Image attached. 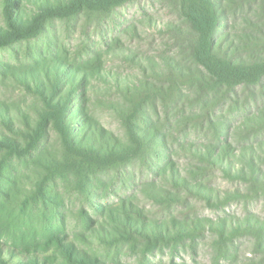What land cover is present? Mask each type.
Wrapping results in <instances>:
<instances>
[{"label": "rangeland", "instance_id": "obj_1", "mask_svg": "<svg viewBox=\"0 0 264 264\" xmlns=\"http://www.w3.org/2000/svg\"><path fill=\"white\" fill-rule=\"evenodd\" d=\"M66 1L12 0L10 12L29 26ZM210 1L224 11L215 46L247 59L257 3ZM107 5L0 47V142L12 144L0 148V259L264 264V80L226 90L195 79L181 0Z\"/></svg>", "mask_w": 264, "mask_h": 264}, {"label": "trees", "instance_id": "obj_2", "mask_svg": "<svg viewBox=\"0 0 264 264\" xmlns=\"http://www.w3.org/2000/svg\"><path fill=\"white\" fill-rule=\"evenodd\" d=\"M128 0H68L64 3L57 5H45L38 9V11L32 16L29 26L23 25L24 23L16 21L10 12V5L12 0H5L4 14L6 19L7 29L0 31V47L6 46L9 42L15 39L21 38V33L28 34L29 31H35L45 26L47 22L56 17H66L70 15L73 10L81 7H88L91 5L102 4H123ZM184 4L183 17L186 20L190 28V32L186 35L184 33H176L177 36L183 35L181 42L185 44L189 56L201 67L203 71L196 70L195 79H209L212 83L218 85L220 88L226 90H233L239 85H259L264 80V0H245V2L257 3V9H255L256 15L259 19H262L260 24V35L250 34L248 38L251 40L245 41L247 46H250V53L247 59L238 58L233 59L236 56L235 53H229L222 51L221 48H217L216 43L213 42L214 34L217 32L219 22L224 18V11L221 13L214 9L213 3L210 0H181ZM241 45V43H240ZM239 45V46H240ZM255 50V51H253ZM229 53L233 57H227ZM205 72V74H204ZM202 85L201 82H199ZM57 113L60 122L58 125L60 133L66 139L65 132L66 127L63 126L61 120L64 113L59 107H57ZM65 111V109L63 108ZM70 148L75 150L85 148L87 153L94 152V146L83 147L78 143L69 141ZM12 145V144H11ZM8 142H0V148L12 149V146ZM98 151V150H97ZM110 152V151H109ZM107 151L101 152V158H106ZM220 156H225L219 153ZM201 156V155H200ZM202 157V156H201ZM203 158V157H202ZM219 157H214L211 153L205 155L206 161H213L214 164H218L223 169L230 171L231 162L227 165L219 164ZM251 171V170H250ZM253 171H251V174ZM239 177H244L243 171L235 173ZM248 182L254 188H260L261 181L255 174L248 178ZM58 238V237H56ZM57 243L66 248V254L69 262L75 259L73 253L69 250L68 246L71 244L58 241ZM4 259V258H3ZM0 264H7L0 259ZM14 264H44L39 259L33 258L30 255L27 259L16 261Z\"/></svg>", "mask_w": 264, "mask_h": 264}]
</instances>
